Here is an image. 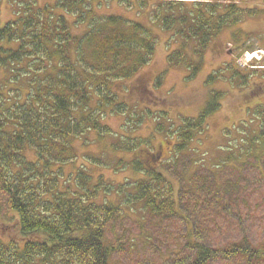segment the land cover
Here are the masks:
<instances>
[{"label":"trees","instance_id":"16d2710c","mask_svg":"<svg viewBox=\"0 0 264 264\" xmlns=\"http://www.w3.org/2000/svg\"><path fill=\"white\" fill-rule=\"evenodd\" d=\"M15 1L20 8L17 16L0 23V68L7 72L9 85L25 81L28 90L0 94V264H112L116 248L107 242V234L122 212L108 199L112 192H123L163 219L178 214L181 201L174 181L159 169L162 150H154L139 137L114 133L105 120L111 113L128 114L130 102L121 93L127 90L121 83L154 59L156 35L139 20L97 12L98 4L111 0H56L45 5L37 0ZM186 1L155 0L150 5V0H142L140 8H149L151 20L178 44L167 57L168 68L186 67L187 79L192 80L226 27L264 10L241 7L238 0ZM80 26L84 28L74 30ZM260 66L248 75L231 65L208 76V101L200 114L184 116L175 131L165 127L177 137L178 155L190 149L208 118L221 107L225 93L215 84L226 79L242 92L259 72L264 78V64ZM163 77H157L156 86ZM262 81H255L250 94L258 96L264 90ZM254 110L263 125L264 102ZM150 114L151 110H144L134 123L136 117L129 113L127 120L137 129ZM161 122L159 131L164 130ZM87 133L115 136L114 150L132 155L128 160L110 158L116 167L129 166L141 173L128 185L135 195H127V184L118 188L102 176L93 180L83 167L62 182V167L77 156L74 142ZM256 142H264V126L242 153L255 152ZM29 149L34 150L35 160L28 158ZM96 160L107 166L106 160ZM101 191L105 197L99 201ZM189 246L196 255L188 264L238 257L250 264L264 258V246L252 247L246 237L225 248L199 240Z\"/></svg>","mask_w":264,"mask_h":264},{"label":"rangeland","instance_id":"374dc122","mask_svg":"<svg viewBox=\"0 0 264 264\" xmlns=\"http://www.w3.org/2000/svg\"><path fill=\"white\" fill-rule=\"evenodd\" d=\"M141 1L127 0L122 3L111 0L97 6L100 14L115 13L139 20L151 28L157 38L154 59L121 83L127 89L121 93L130 102L128 114L111 113L105 120L114 133L139 137L154 150H162L159 169H163L174 181L181 201L178 214L163 219L152 216L140 201L125 198L123 192H112L108 199L122 209L121 216L112 224L107 234V242L116 248L112 264H188L195 259L196 252L189 246V242L194 240L213 248H225L233 243H240L246 237L252 247H262L264 142L255 143V152L242 153L244 148H248L250 139L264 126V122L262 125L254 117L255 105L264 102V90L259 91L258 96L252 92L250 94L255 81L263 80L264 83L261 72L252 78V82L250 79V85L242 92L232 88L230 81L226 79L215 84V87L224 90L222 105L208 118L207 126L198 133L185 154L178 155L174 150L177 137L172 136L171 131L165 127L175 131V126H181L184 116L200 114L208 101L210 87L206 84L207 78L214 70L233 65L248 75L252 70L259 71L262 68L264 13L260 12L237 25L226 27L212 42L205 56V65L198 76L190 80L187 79L186 67L168 68L167 57L178 44L171 42L169 31L151 20L149 8H140ZM37 2L45 5L54 4L56 0ZM154 2L155 0H150V5ZM186 2L193 3L191 0ZM236 2L244 8L264 10V0ZM19 10L15 0H0V23L14 19ZM70 20L73 21L71 18ZM82 28L84 26L74 30L80 31ZM236 34L239 35L237 40L234 38ZM6 73L0 68V94H13L12 89L28 90L25 81L9 85ZM161 74L164 77L161 84L156 86V79ZM144 110H151L150 116H144L139 127L132 129V124L138 122ZM129 113H134V123L128 122ZM159 121L164 123L163 131L157 129ZM126 123L128 126L125 127ZM117 142L118 138L115 136L99 137L95 133L79 138L74 142L77 147L75 160L62 167V182L82 167L92 174L93 180L98 181L102 176L105 183L118 188L139 180L140 172L129 166L116 167L112 162L111 156L125 157L127 160L132 157L114 150ZM256 152H259V158L256 157ZM27 155L31 160L36 159L34 150L29 149ZM95 158L99 161L106 160L107 166L95 161ZM135 191L133 186H128L126 193L135 195ZM104 197L101 191L98 200L102 201ZM209 264L247 263L238 257L232 260L219 258ZM250 264H264V258L253 260Z\"/></svg>","mask_w":264,"mask_h":264}]
</instances>
